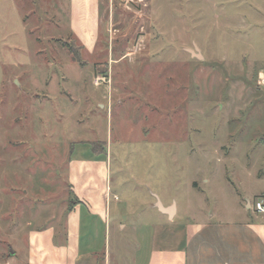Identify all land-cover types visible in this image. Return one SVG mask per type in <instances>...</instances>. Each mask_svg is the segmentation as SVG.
<instances>
[{"label": "rangeland", "instance_id": "obj_1", "mask_svg": "<svg viewBox=\"0 0 264 264\" xmlns=\"http://www.w3.org/2000/svg\"><path fill=\"white\" fill-rule=\"evenodd\" d=\"M69 1L57 0L55 26L42 0H24V32L6 39L23 43L0 52V261L23 262L28 231L75 201L69 163L105 156L93 143L109 157L111 224L84 238L95 254L80 264H134L153 235L163 247L189 223L246 220L264 192V0H107L113 54L98 55L109 65L96 77L110 80L98 87L69 35ZM52 45L66 49L60 60L44 53ZM173 202L171 223L159 204Z\"/></svg>", "mask_w": 264, "mask_h": 264}, {"label": "crops", "instance_id": "obj_2", "mask_svg": "<svg viewBox=\"0 0 264 264\" xmlns=\"http://www.w3.org/2000/svg\"><path fill=\"white\" fill-rule=\"evenodd\" d=\"M54 1L55 8L48 9L45 6L47 0H42L44 8L40 9L39 13L45 18L53 16L51 22L53 21V25L56 26L57 21L61 22L57 19L61 9L57 10V0ZM106 1H69V35L80 45L78 50L85 56L86 63L82 62V65L85 67H89V64L93 65V79L100 70L109 65L106 61L99 62L98 55L104 54L106 59L111 61L113 54V47L110 49L104 45L107 38V31H104L103 25L104 16H107L109 10V5H107L108 9L104 7ZM23 2L24 0H0V52L3 53L1 56L15 51L16 45L21 46L23 43L21 36L15 39V45L6 44V39L16 37L17 32H24L28 17L24 14ZM52 29L50 27L49 31H45L53 42L58 36L56 30L52 33ZM64 50L66 49L52 45L47 51H43L60 60L61 54L65 53ZM38 51L39 54H43L41 49ZM66 52L73 55L69 50ZM69 58L70 62L67 66L76 65L72 56ZM4 66L0 60V99L5 83ZM53 79L55 85L59 83L58 74H54L46 79L45 86L48 87ZM123 100L121 96L118 102L122 103ZM99 105L102 110L105 109L103 103ZM93 144L95 151L96 146L95 143ZM98 151L104 152L105 156L92 154V157L84 158L85 161L77 160L69 163L70 184L66 191L71 193L75 200L70 210L67 206L62 209L59 219L52 218L47 225L36 226L28 231L23 262H17L15 253L9 258L10 260L5 262L1 260L0 264H80L84 253L90 257L95 254L91 247L83 249L87 241L84 238L99 237L101 231H106L111 224L108 209V194L111 189L109 157L103 147L98 148ZM261 175L264 177V172L259 176ZM96 192L100 193L101 197L104 195V204L101 207L89 206L94 205ZM259 201L264 202V192L255 200V204ZM159 205L162 209L173 207L172 216L160 211L169 222L174 223L179 213L177 203L173 202L169 206L162 203ZM246 209L249 217L244 221L189 223L184 227L181 235L168 239L163 247L158 246V237L153 235L146 249L144 243L138 247L134 264H264V213L256 210L250 202L247 203Z\"/></svg>", "mask_w": 264, "mask_h": 264}, {"label": "built area", "instance_id": "obj_3", "mask_svg": "<svg viewBox=\"0 0 264 264\" xmlns=\"http://www.w3.org/2000/svg\"><path fill=\"white\" fill-rule=\"evenodd\" d=\"M120 1L122 3H129L131 0H116ZM110 83V80L108 76H97L94 80L95 86H101V85H108ZM259 84L260 86L264 87V75H260L259 77ZM255 209L258 210L261 213H264V202L259 201L255 204Z\"/></svg>", "mask_w": 264, "mask_h": 264}, {"label": "water", "instance_id": "obj_4", "mask_svg": "<svg viewBox=\"0 0 264 264\" xmlns=\"http://www.w3.org/2000/svg\"><path fill=\"white\" fill-rule=\"evenodd\" d=\"M159 208H160V210H161L162 212L167 213V214H169V215H171V216L173 215V212H174L173 207L168 208V209H162L161 206L159 205Z\"/></svg>", "mask_w": 264, "mask_h": 264}, {"label": "trees", "instance_id": "obj_5", "mask_svg": "<svg viewBox=\"0 0 264 264\" xmlns=\"http://www.w3.org/2000/svg\"><path fill=\"white\" fill-rule=\"evenodd\" d=\"M71 51H72V50H71ZM72 53H73V51H72ZM73 56H74V59L76 60V57H75V54H74V53H73ZM95 146H96L95 151L98 152V145H95ZM98 153H99V152H98ZM72 204H73V200H72V201L70 202V204H69V210H70Z\"/></svg>", "mask_w": 264, "mask_h": 264}]
</instances>
